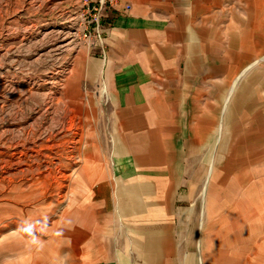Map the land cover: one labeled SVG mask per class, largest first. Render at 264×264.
Here are the masks:
<instances>
[{"label":"crops","instance_id":"obj_1","mask_svg":"<svg viewBox=\"0 0 264 264\" xmlns=\"http://www.w3.org/2000/svg\"><path fill=\"white\" fill-rule=\"evenodd\" d=\"M107 15L105 57L88 54L80 71L107 94L109 138L103 157L82 166L79 220L69 211L56 239L62 259L195 263V152L234 130L262 159V142L251 137L263 135V100L254 96L264 80L249 67L264 56V0H121ZM235 87L245 99L240 115ZM259 165L243 179L260 184ZM246 211L264 229L262 209ZM56 241L43 252L16 247L13 259H55Z\"/></svg>","mask_w":264,"mask_h":264},{"label":"rangeland","instance_id":"obj_2","mask_svg":"<svg viewBox=\"0 0 264 264\" xmlns=\"http://www.w3.org/2000/svg\"><path fill=\"white\" fill-rule=\"evenodd\" d=\"M100 1L0 0V264H76L62 259L56 239L69 211L79 220L82 166L103 157L109 138L107 94L80 71L88 54L105 57L114 6ZM263 58L249 67L252 76L262 69L257 83L264 80ZM256 89L255 102H264V88ZM238 90L233 101L240 115L245 99L235 96ZM243 137L221 133L190 160L198 252L191 264H264V229L246 220L247 209L264 213V177L256 185L254 175L243 179L258 163L264 170V151L255 161ZM251 138L264 149V129ZM54 241L55 259H13L16 247L43 252Z\"/></svg>","mask_w":264,"mask_h":264},{"label":"built area","instance_id":"obj_3","mask_svg":"<svg viewBox=\"0 0 264 264\" xmlns=\"http://www.w3.org/2000/svg\"><path fill=\"white\" fill-rule=\"evenodd\" d=\"M85 1H88V0H85ZM89 1H91V0H89ZM120 1H121V0H109L110 4H111V5H114V6H116V4H118V3H120ZM105 3H106V1L101 0V1L99 2V5L101 6V5H104ZM123 9H124V10H129V9H131V4H130L129 2H126V3L124 4Z\"/></svg>","mask_w":264,"mask_h":264},{"label":"bare ground","instance_id":"obj_4","mask_svg":"<svg viewBox=\"0 0 264 264\" xmlns=\"http://www.w3.org/2000/svg\"><path fill=\"white\" fill-rule=\"evenodd\" d=\"M68 42H70V41H68ZM67 45V44H66ZM66 48V47H65ZM206 189V188H205Z\"/></svg>","mask_w":264,"mask_h":264}]
</instances>
